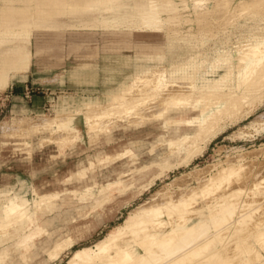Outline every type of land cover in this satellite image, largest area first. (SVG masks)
Masks as SVG:
<instances>
[{"label":"rangeland","instance_id":"obj_1","mask_svg":"<svg viewBox=\"0 0 264 264\" xmlns=\"http://www.w3.org/2000/svg\"><path fill=\"white\" fill-rule=\"evenodd\" d=\"M79 1H90L94 5L89 10L78 8ZM117 1L124 8L118 11L106 10L105 6ZM132 1L135 0H0V205L7 196L3 192L9 191L10 194L18 193L30 198L33 187L39 192L59 191L62 195L58 202L62 200L61 197H65L70 200V204H63L53 210H50L51 207H43L38 211L46 212L44 217L54 219V224L49 226L48 234L38 240L36 247L52 246L55 241L67 235L74 240L72 246L66 245L67 248L57 258L47 257L42 250H39L37 257H32L33 254L29 256L32 249H15L14 239L6 238L5 235L0 241V264H62L75 249L95 245L134 208L148 203L156 190H165L171 185L170 189L175 196L180 191H199L201 183L206 181L202 182V179L210 177L215 169L226 166L228 162H248L242 168L247 175L241 171L243 179H246L243 180L245 186L242 184L244 192L248 187L247 191L262 189L257 185L255 187L252 181L259 180L264 174V127L262 129L260 124V121H264V93L258 96V100L253 98V103L251 98V103L245 102L246 105L237 115L231 114V118L227 116L225 121H220V132L208 142H199L202 150L199 148L200 152H196L190 162L171 167L165 175L148 186L136 183L126 192L117 194L112 200L94 209L89 205L78 206L79 199L76 200L77 196H73L70 191H81L95 185V182L106 183L117 177L122 170L145 163L152 156L149 152L153 149L151 144L161 135L168 137V134L161 122L154 120L139 127L117 126L111 133L103 132L94 139L84 132L79 141L67 139L62 142V146L45 140L51 134L40 132L42 122L51 120L58 113L65 116L88 104L106 105L114 93L125 88L130 79L142 73L141 70L147 66L157 64L158 67H168L171 61L188 58L196 49V40L192 34L198 25L191 20L190 23L181 20L177 24L179 32L172 38L173 41H168L167 34L162 32H129L133 29L130 20H136L133 18L136 15L129 13L133 10L130 5ZM214 1L210 3L212 7ZM229 2L227 12L223 15L220 9L215 11L211 16L212 22L207 26L218 35L213 42H209L212 48L221 46L235 49V45L244 41L245 37L246 41L256 32L259 36L264 32V26L263 29L261 27L264 24V8L261 7L262 12L253 8L238 18L230 13L238 0ZM183 7L180 15L193 18L191 8ZM256 9L261 14H255ZM222 15L225 16L223 21H227L226 18L227 22L232 20L225 24V21H221ZM117 17L120 23L115 25ZM219 22L225 25L222 27ZM215 27L219 28L215 30ZM79 30L81 34L86 33V36H81L77 41ZM89 33L95 39L96 45L93 47L87 38L92 36ZM74 39L76 42H85L79 47ZM28 103L36 106L31 109ZM34 125H38L35 131ZM60 133L63 134L59 132L57 135ZM127 147L137 154L135 161L131 160V156H125L96 167L86 166L89 156L97 158ZM258 148L263 151H258ZM164 150L165 146L158 147L153 156ZM85 166L83 176L77 175L66 180ZM198 178L201 183L197 182ZM174 179H178L176 181L179 183L172 184ZM241 194L243 196L244 193ZM210 196L209 200L212 201L214 195ZM205 198L197 199V203L195 199L194 206H191L197 207L209 201ZM36 251L35 248L33 252Z\"/></svg>","mask_w":264,"mask_h":264},{"label":"bare ground","instance_id":"obj_2","mask_svg":"<svg viewBox=\"0 0 264 264\" xmlns=\"http://www.w3.org/2000/svg\"><path fill=\"white\" fill-rule=\"evenodd\" d=\"M211 1L213 0L132 1L130 5L133 10L129 13H134L137 18L134 16L136 20H130L133 29L129 32H162L167 34L168 41H173L172 38L179 32L177 24L181 20L189 23L193 21L198 25L192 34L196 40L195 51L188 58L171 61L168 67H158L157 64L154 65L156 67L147 66L141 70L142 73L135 74L125 88L114 93L106 105L92 103L72 113H65V116L58 113L40 125V132L47 131L51 134L45 140L55 145L69 139L79 141L84 132L94 139L103 132L111 133L117 126L139 127L154 120L160 121L168 134V137L161 135L151 144L150 147L154 150L149 151L152 156L145 163L122 170L117 177L106 183L95 182V185L81 191H70L73 196H77L76 200L79 199L78 206L89 205L94 209L112 200L117 194L126 192L136 183L148 186L171 167L190 162L195 153L198 154L201 141L208 142L220 132V121L239 113L246 105L245 102H250V98L258 100V96L264 93V32L260 36L256 35L257 32L253 33L254 36L246 41L245 37L244 41L235 45V49L221 46L212 48L209 42L218 35L207 27L213 19L211 16L219 9L224 15L231 2L215 0L212 7ZM79 3V7H76L88 10L94 5L90 1ZM182 5L191 8L193 18L180 15ZM105 7L108 11L124 8L118 1ZM261 7L264 8V0H238L230 13L239 18L253 8L262 12ZM256 10L255 14L259 12ZM223 15L222 22L225 21L222 20L225 17ZM215 21L214 18V24ZM227 21L225 24L229 23ZM116 23L115 25L120 23L118 17ZM263 26L264 24L262 29ZM89 34L92 36L87 38L91 40L93 47L96 45L95 39L92 33ZM81 36H86V33L81 34L79 30L77 41ZM240 39L242 38L238 40ZM84 42L85 40H80L75 44L80 47ZM254 100H251L252 103ZM260 124L264 127V121H260ZM36 127L38 125L33 127V131ZM59 132L63 134L57 135ZM70 143L69 141L68 144ZM160 146H165V150L153 156V152ZM263 149L258 148V151ZM125 156H131L133 161L137 159V154L127 147L97 158L89 156L88 164L85 165L96 167ZM243 164V161L237 164L228 162L226 166L215 169L216 173H212L208 179H202V182L206 180L204 183L198 178L197 182L202 184L199 191H180L175 196L170 184L165 190H156L148 203L134 208L95 245L75 249L62 264H264V174L261 171L263 176L260 174L259 180L252 181L261 190L247 191L248 187L244 192L243 182L246 179L241 175L245 172L242 170ZM86 166L66 180L77 175L83 176ZM178 179H174L172 184ZM3 193L7 196L0 205V241L5 235L6 238L11 237L14 239L15 249L30 248L32 250L29 256L33 254L32 257H37L39 250H42L47 257L57 258L65 248L72 246L73 237L67 235L55 241L52 246L36 247L38 240L47 235L49 226L54 224V219L44 217L46 212L38 211L43 207H51L50 210H53L63 204H70V200L65 197H61L62 200L58 202L61 192H39L33 187L30 198L18 193L10 194L9 191ZM241 193H244L243 196ZM210 195H214L212 201L209 200ZM205 197L209 201L197 207L191 206L195 201L197 203V199ZM35 248L38 251L33 252Z\"/></svg>","mask_w":264,"mask_h":264},{"label":"crops","instance_id":"obj_3","mask_svg":"<svg viewBox=\"0 0 264 264\" xmlns=\"http://www.w3.org/2000/svg\"><path fill=\"white\" fill-rule=\"evenodd\" d=\"M35 106H36L35 104H32V103L29 104V103H28V107L31 108V109L34 108Z\"/></svg>","mask_w":264,"mask_h":264}]
</instances>
